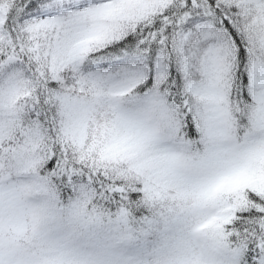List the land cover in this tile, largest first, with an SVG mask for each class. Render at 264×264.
I'll return each mask as SVG.
<instances>
[{"label": "snow or ice", "instance_id": "snow-or-ice-1", "mask_svg": "<svg viewBox=\"0 0 264 264\" xmlns=\"http://www.w3.org/2000/svg\"><path fill=\"white\" fill-rule=\"evenodd\" d=\"M0 264H264V0H0Z\"/></svg>", "mask_w": 264, "mask_h": 264}]
</instances>
